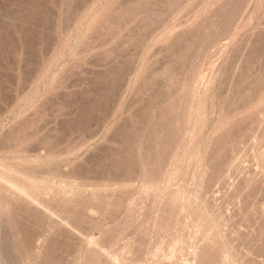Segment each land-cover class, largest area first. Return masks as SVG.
I'll return each instance as SVG.
<instances>
[{"label":"bare ground","instance_id":"1","mask_svg":"<svg viewBox=\"0 0 264 264\" xmlns=\"http://www.w3.org/2000/svg\"><path fill=\"white\" fill-rule=\"evenodd\" d=\"M211 2L215 6L205 9L206 21L202 17L200 22L210 26L217 21H222V26L233 23L227 26L231 29L223 27L214 34L217 26L214 31L201 27L205 32L200 33L201 24L197 23L202 38L207 32V46L205 38L200 41L199 35L194 36L198 33L193 27L194 31L174 34L164 47L168 54L163 66L158 72L150 66L139 117L129 116L126 131L134 142L129 136L127 143L105 156L107 162L78 163V167L74 160L79 147L58 150L59 143L50 147L45 141H34L35 145L31 140L35 147L29 149L36 162L27 158V146L23 154H16L13 148L10 166L7 158L2 159L0 223L4 220L9 232L22 233L21 239L31 251L18 253L22 241L16 234L2 250L7 249L24 264H264V103H260L264 100V75L257 76L254 83L250 79L242 82L246 75L240 67L237 70L241 49L231 45L251 6L248 2L242 12L243 0ZM139 3L142 5L141 0ZM142 8H138L140 12ZM149 8L142 11L145 20L139 18L147 25L143 24L147 32L137 54L139 61L122 64L128 82L138 77L153 47L167 36L165 22L153 21ZM260 33L254 37L261 39ZM189 37L197 38L198 46L204 40L201 45L205 49L197 47L199 54L194 52V41L190 46L184 43ZM215 53L219 57L213 59ZM111 73L113 70H106L103 75L109 79ZM114 78L118 81L121 76L111 77L115 83ZM29 136H20L19 144ZM3 138L5 141V135ZM64 168L71 171L64 174L72 178L69 181L61 178ZM95 179H107V183ZM7 197L13 208L2 202ZM14 209L25 214L22 225L19 220V225L15 224Z\"/></svg>","mask_w":264,"mask_h":264},{"label":"rangeland","instance_id":"2","mask_svg":"<svg viewBox=\"0 0 264 264\" xmlns=\"http://www.w3.org/2000/svg\"><path fill=\"white\" fill-rule=\"evenodd\" d=\"M143 1L144 0H141V5L139 3L140 0H0V140L2 138L0 148L1 151L4 152H0V162L7 158L6 163L9 165L10 161L12 163V157L15 153L19 154L18 152H20L23 154V148L27 146L28 149H32L37 145V141H45L46 146L50 145V147L51 145L59 143L57 147L58 150H61V147L64 149L66 146L75 149L79 147V156L74 160L75 167L78 163V166H80V164L83 166V164L88 165L91 162H94L93 164L96 162H107L105 158L112 150L119 148L122 143H127V141L130 140L129 136L131 139L133 137L131 134L128 135L126 131L129 125V116L132 114L134 118L139 117L140 114L138 111L143 109L145 99L146 79L150 77L152 67L158 72L163 66V62L167 59L166 54L168 53L164 50V47L181 31H194L193 28H195V30H197L195 33L198 34L194 36L197 37L201 31L205 32L207 29L214 31L212 28L214 29L217 26L215 31L217 30L218 32L216 31L214 33L216 34L220 33L223 27L231 29L229 27L233 24L232 23L230 26L227 25L229 27L225 25L222 26V21H219L221 24L220 26L217 19V24L215 23L216 25L214 24L213 26L205 22V9L215 6L213 2H211L212 0H154V2L149 0V3L147 0H145L147 1L146 3ZM248 2L252 8L249 7L250 11H247L248 16L246 15V20H243L241 31L239 30L236 32L237 35L231 42V45H234V47L235 45H239V50L241 49L239 52L242 56V61L240 62L234 59L235 63H241L238 64L241 66L237 68V65L236 67L233 65V68H237L238 70L240 67L244 72V76H248H245L242 82H247L249 81L248 79H250L253 80L252 82L254 83L256 81H254V79L257 76L264 75V40H261L264 39V0H243L242 12ZM144 5L151 6L149 9H151L150 14H154H152L153 16L151 15L153 21L159 22L156 20L160 19V21L163 20L165 22L164 24H166L165 26L167 27L166 37H168V40L164 39L166 38L164 37L162 38L163 41L158 42L153 47L150 57H148L149 59H147L146 62L144 60L143 67L141 66L142 70L140 69L141 71L138 72V77L128 82L126 78L128 75L126 72L127 70H122V64L129 63V65H131L135 63V59L139 58V56L137 57L139 50V53L142 51V45L146 39V37L144 39V32H147V25L146 22H144L145 17L142 16L145 14V11L142 12L145 9ZM141 6H144V8ZM207 6L208 8H206ZM138 8H142V11L140 12L141 9ZM117 10L121 14L118 12L119 15L116 17L115 14ZM135 12L139 16H137ZM164 17H166V19ZM202 17L203 20H205L203 22L211 27V29L208 28L207 25L203 26L205 24L200 22L202 21ZM219 18L218 20H221ZM144 23L146 26L143 25ZM197 23L199 26L201 24L200 28L204 27L205 29L207 27V29L204 30L201 28V30L199 28V33V29L196 28V25H198ZM175 25L176 27H174ZM239 32L240 34H238ZM256 32H261L260 40L254 37ZM205 34L206 37L207 32ZM202 36L198 38L200 41L205 38H202ZM190 38L192 37H189V40L186 39V41L183 42L185 44L189 43L188 45L190 46L192 45L191 41H194V46H192L193 48L196 47L194 48V52H198V50L196 51L197 47L199 51H202L207 46L206 43H208V40L206 38H208V36L205 38L207 42L205 41L204 44H206V46L203 44L205 47L201 45L204 40L202 43L200 42L201 44H199V47L197 45L199 40L195 37H193L194 40H190ZM230 39L226 41H230ZM161 42L164 43V45ZM215 54L213 55L215 56L213 59L218 56L217 53ZM229 59L232 58L230 57ZM119 65L121 68H118ZM245 65L246 67L244 68ZM144 67L146 70L143 69ZM258 68L260 69L258 70ZM105 69L113 70V74L111 73L110 75L112 79L115 77V74L118 78L121 76V79L117 81L114 78V83L110 76L108 79L103 75L104 71H106ZM114 70H117L116 73ZM120 72L125 75L118 76L117 74H120ZM33 94H35V97H33ZM262 101L260 102L261 104L264 103ZM31 122H33L32 124L34 126ZM22 128L24 131L26 128L27 131H21ZM15 132H17L18 135L23 133L20 135L21 137L19 136L21 139H24L22 138L24 135H30L29 139L22 142L24 146L19 144L21 139ZM4 135L6 143L3 141ZM40 135L43 136H41L43 139ZM8 136L9 138L12 137L11 140H9ZM37 136L38 139L36 140ZM32 137L33 139H31ZM132 140L134 142V137ZM29 141L31 142L29 143ZM3 142L5 144H3ZM129 143L132 144V142H128V144ZM13 144H19L20 146ZM25 144H29V146ZM3 145L4 147H2ZM4 150H6V152ZM28 152L25 153L27 158H30L29 160H32L31 162H36L34 160L38 159L35 157V153L30 151L28 154ZM90 157L92 160H89ZM93 164L91 163V165ZM12 168H15L14 165ZM16 168L18 167L16 166ZM68 169L69 168H64L61 172V178L63 176L66 177L62 178L64 181L66 179V181L72 179L65 176L70 175L69 173L71 171ZM65 171H67V174H65ZM102 180L99 179V182L98 179H95V181L99 183H101ZM105 180L102 181V184ZM122 181L126 182L125 180ZM115 182L117 181L115 180ZM120 182L121 181H119V183ZM106 183L107 182H105V184ZM111 183L113 182L111 181ZM8 199V197L7 199H2V202L4 205L6 204V207L9 206V208H13L14 204ZM13 211L14 220L17 221H15V224L22 225L24 223L23 221H26L23 220L26 218L25 214L21 210L20 212L19 209H14ZM17 211L20 212H18V214L19 216L22 215L21 217L18 216ZM3 222L4 220L0 223V225L2 224L0 227V237L2 240L3 237H5V247L3 246L4 241L0 238V242L2 241V245L0 244V263L24 264L25 262L23 261L20 262L15 260V258L9 254L10 252L8 253L7 249L2 250V248H6V243L10 241V238L16 235L19 238L21 235L20 240L22 242H20L18 253L25 255V252L28 253V251H31L28 250L31 248H28V245L26 246L23 242V238L21 239L22 233L17 231L9 232L10 230L7 228V223ZM9 255L11 257H9Z\"/></svg>","mask_w":264,"mask_h":264}]
</instances>
